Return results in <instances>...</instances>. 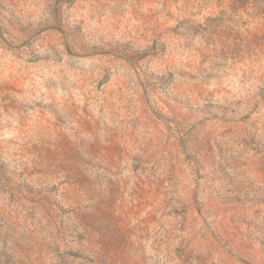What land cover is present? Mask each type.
Listing matches in <instances>:
<instances>
[{"label":"rangeland","instance_id":"374dc122","mask_svg":"<svg viewBox=\"0 0 264 264\" xmlns=\"http://www.w3.org/2000/svg\"><path fill=\"white\" fill-rule=\"evenodd\" d=\"M0 264H264V0H0Z\"/></svg>","mask_w":264,"mask_h":264}]
</instances>
